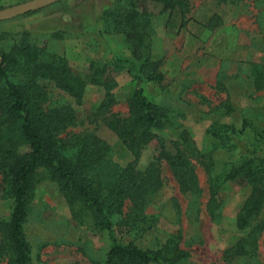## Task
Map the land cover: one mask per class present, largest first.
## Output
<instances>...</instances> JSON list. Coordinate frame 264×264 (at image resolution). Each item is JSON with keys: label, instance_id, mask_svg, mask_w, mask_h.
<instances>
[{"label": "rangeland", "instance_id": "1", "mask_svg": "<svg viewBox=\"0 0 264 264\" xmlns=\"http://www.w3.org/2000/svg\"><path fill=\"white\" fill-rule=\"evenodd\" d=\"M28 0H0V9ZM188 9L181 26L168 29L167 16L160 2L146 0L138 3L150 17L152 37L150 56L159 62L163 74L160 81H144L147 97L162 107L170 124L160 130L167 147L185 132L189 143L212 157L211 175L218 176L236 158L234 151L208 134L215 122L235 129V142L256 145L264 137V89L253 88L251 68L264 64V0H185ZM110 0H59L36 10L0 20V46L8 48L16 37L26 34L39 47L65 57L72 69L86 72L91 61H109L114 56H130L129 44L116 33H80L69 22L89 18L99 13L102 3ZM206 6L212 11L224 10L223 17H198V9ZM58 37H55V35ZM224 35L232 50L228 59L213 58L206 67L199 64L204 50L217 35ZM117 81L112 90L115 103L109 110L96 115L104 96V89L88 85L80 102L69 97L47 79L39 84L46 91L44 108L70 106L76 122L65 133L93 132L112 149L113 159L126 165L133 155L123 146L117 135L106 124L110 114L126 116L127 99L134 89L132 74L127 70L112 71ZM232 107L224 113L221 103ZM259 140V141H258ZM158 148L154 139L142 152L138 168L143 169ZM196 175V191L180 190L177 179L165 162L161 164L162 187L148 199L142 209L148 220L138 228L117 225L115 233L122 242L132 241L141 248L156 249L167 241L176 242L189 256L179 264H264V236L254 252L233 256L229 249L244 231L236 229L235 216L250 192L246 182L237 180L215 183L218 189L213 199L215 218L209 212L210 174L201 160L192 157ZM126 211V208L124 209ZM11 199L1 193L0 219L8 218ZM264 218V216H263ZM146 222V223H145ZM24 232L31 249L30 264H93L102 262L108 250L104 232L89 224L78 225L71 219L70 209L56 183L41 178L34 186L33 197Z\"/></svg>", "mask_w": 264, "mask_h": 264}, {"label": "trees", "instance_id": "2", "mask_svg": "<svg viewBox=\"0 0 264 264\" xmlns=\"http://www.w3.org/2000/svg\"><path fill=\"white\" fill-rule=\"evenodd\" d=\"M146 0H110L102 3L99 13L89 18L69 20L80 33H116L129 44L130 56H114L109 61H91L86 72L71 68L62 55L39 47L26 34L16 37L8 48L0 46V180L1 193L11 199L8 218L0 219V264H30L31 249L24 232L33 189L41 178L56 183L70 209L71 219L78 225L89 224L104 232L108 250L102 262L93 264H179L189 256L176 242L167 241L159 248H141L132 241L122 242L115 233V223L132 228L148 220L142 209L148 199L162 187L161 164L165 162L177 179L180 190L196 191V175L192 157L201 160L210 174L209 212L215 218L213 199L219 178L222 181L246 182L250 192L238 210L234 225L244 231L229 249L233 256L254 252L259 237L264 236V137L256 145L233 141L235 129L215 122L208 134L219 140L236 158L222 174L211 175L212 157L191 145L185 132L167 147L160 130L170 124L166 111L145 94L144 81H160L163 74L159 62L150 56L152 27L148 12L138 9ZM162 4L168 29L183 24L188 9L185 0H152ZM224 10L198 9V17H223ZM55 37H58L56 34ZM232 50L224 35H217L204 50L199 64L208 66L213 58L228 59ZM125 69L132 74L134 89L127 99L126 116L110 114L105 121L123 146L133 155L126 165L113 159L111 146L90 131L62 133L76 122L70 106L44 108L46 91L39 84L47 79L80 102L85 88L96 85L104 96L96 115L107 112L115 97L112 90L117 81L112 71ZM253 88L264 89V64L251 68ZM224 113L232 107L221 103ZM158 148L145 168H138L142 152L151 141ZM235 140V139H234ZM126 208V211L124 210ZM264 248V239H263Z\"/></svg>", "mask_w": 264, "mask_h": 264}, {"label": "water", "instance_id": "3", "mask_svg": "<svg viewBox=\"0 0 264 264\" xmlns=\"http://www.w3.org/2000/svg\"><path fill=\"white\" fill-rule=\"evenodd\" d=\"M59 0H28L15 6L0 9V20H7L17 15L24 14L46 5H50Z\"/></svg>", "mask_w": 264, "mask_h": 264}]
</instances>
